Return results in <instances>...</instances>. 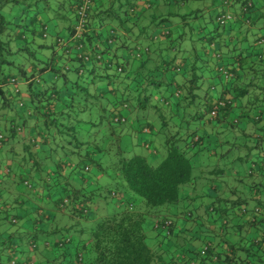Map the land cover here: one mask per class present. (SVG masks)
I'll return each mask as SVG.
<instances>
[{
	"label": "trees",
	"instance_id": "trees-1",
	"mask_svg": "<svg viewBox=\"0 0 264 264\" xmlns=\"http://www.w3.org/2000/svg\"><path fill=\"white\" fill-rule=\"evenodd\" d=\"M49 1L53 10L43 12ZM78 2L0 0V64L27 58V71H17L30 102L0 129L8 153L0 158V264H165L172 256L146 243L147 229L169 238L176 217L191 219L196 206L222 230L228 211L247 215L237 228L252 226L254 235L218 251L217 240L229 241L209 234L172 264L264 259V216L254 213L263 202L248 208L246 198L258 190L257 174L264 178V0H210L215 26L207 35L206 0H106L103 9L92 0L76 32ZM9 4L19 12L5 16ZM170 15L179 19L169 23ZM184 24L196 27L199 53L176 48ZM34 45L50 48L48 58L35 57ZM11 79L17 83L0 69L4 105ZM89 108L93 119L81 115ZM131 132L163 137L143 139L145 154L128 153L120 137ZM197 151L209 161L193 164Z\"/></svg>",
	"mask_w": 264,
	"mask_h": 264
},
{
	"label": "rangeland",
	"instance_id": "rangeland-1",
	"mask_svg": "<svg viewBox=\"0 0 264 264\" xmlns=\"http://www.w3.org/2000/svg\"><path fill=\"white\" fill-rule=\"evenodd\" d=\"M209 1L210 0H206L207 10L204 11V13H203L204 17L202 19V21H204V24H203L204 28L203 29H204V33H206V35L211 33V32H213L211 30L215 26L214 23H213L212 16H213V13H214L213 12L214 8L216 6H215V4L210 5ZM216 1H220V0H215V2ZM41 3H42V1H41ZM54 6H55V3L52 4L49 1L48 7L47 8L44 7L43 12L44 11L50 12V9L53 10ZM233 6H234V4L229 6V9L231 10L233 8ZM187 7H189V6H186V8H183V7L179 8V7H176L174 5H171V6H169V10L171 12H179V13H181V10L182 9L186 10V9H188ZM2 12H3V14L5 16H8L10 13L11 14L12 13L13 14H17L19 12V8L17 6H15V5L9 4V5H6L5 7H3ZM47 15H50V13H47ZM168 18H169V21H170L169 23H173V24L179 19V18L177 19V16H171V15ZM195 25H196V23H195ZM195 28L196 27H192V31H190L191 29H190L189 25L184 24V32L185 33L183 35V41H178L176 43V48L178 50L181 49L182 47H185L186 52H188L191 55H193L194 52L199 53L200 42L195 37V32H194ZM207 31H210V32L207 33ZM248 38L251 39V36L248 35ZM34 48H35L34 51H33L35 53L34 56L37 57V58H39V57L48 58V56L50 54V51H51L50 48H38L35 45H34ZM181 53L182 52H179V55ZM183 53H185V52L183 51ZM10 59H12L14 64L13 65H7V64L1 63L0 64V69H1V71H2V73L4 75L15 74L17 76V84L13 85L12 83H5V84L2 85V89L4 91V96L7 98L8 103H7V105H4L2 103L3 99L0 96V122L2 121V119L6 118L9 123H17L19 120H18L17 117H15V114L20 115V114L25 112V108L26 107L30 108L29 96L27 94L26 86H25L24 82L22 80H20V78H18L19 75H18L17 67L21 65L22 68L25 71H27V66L29 65V62H28L27 58H25L21 54L14 55ZM35 65H36V67H40L42 64L41 63H35ZM196 65L200 66L196 70L197 74H200L201 72L204 71V70L201 71V72L199 71V69H202L200 61H196ZM36 75L38 77H40V78H43V77H47L48 78V77H50V72H43V73L42 72L41 73L37 72L35 74V76ZM74 76L75 75H74V73L72 71H68L67 72V77L69 79H72ZM59 81H60V79L56 83L58 84ZM104 84L105 83H103L102 81H98V82H96L95 86H97L98 88L99 87L100 88L101 87L104 88L105 87ZM33 85L36 86L35 83ZM91 87H92V85L89 84V88L90 89H91ZM15 88L19 89V95L14 92ZM20 100L23 102V105H21V106L18 105ZM88 110L89 111L81 113V115L82 116H86V117L88 116L89 118H92V119L95 118L96 117L95 110L91 109V108H89ZM156 121H157L156 123L159 122L158 120H156ZM89 128H90V132H92L93 127H89ZM146 137H149L150 139L154 140V138L163 137V135H162L161 132L155 133L154 135H148V134L141 133V132H131L130 134L123 133L121 135V137H120V144L123 147V149H125V151H127L128 153L145 154L146 150L142 147V145L140 143ZM156 143L157 142L155 141V145H157ZM158 144H160V142ZM156 147H158V145ZM160 147H161V145H160ZM237 149H238V151H236V152L242 154L243 149L242 148H237ZM125 154H126V152H125ZM104 155H105V158L102 160L103 162H104V160H107L106 159L107 158L106 155H109V154L105 153ZM158 158H159V155H157L156 157H149V160L152 161V162H156ZM219 158H218V161L220 160ZM191 159H192V163L195 164V165H197V163L199 164L201 162L209 161V158H208V156L206 154V151H197V152H195L194 154H192V158ZM101 176H103V175H101ZM101 176L98 175L96 177V180H98L100 184L103 182L102 181L103 177H101ZM146 243L148 245H151V246L153 244V239L149 235L146 238ZM254 262H255L254 264H264V259L261 258L259 261L258 260H254Z\"/></svg>",
	"mask_w": 264,
	"mask_h": 264
},
{
	"label": "crops",
	"instance_id": "crops-1",
	"mask_svg": "<svg viewBox=\"0 0 264 264\" xmlns=\"http://www.w3.org/2000/svg\"><path fill=\"white\" fill-rule=\"evenodd\" d=\"M94 1H96L97 3L100 2V6L102 7V9L105 7L106 0H94ZM8 126H9L8 120L6 118L2 119V121L0 122V129L5 130ZM6 142L8 144L11 141L9 140V142L8 141ZM6 142L4 145L5 149H6ZM14 142L16 141L11 142L10 145L13 150H17L18 143L17 142L14 143ZM6 157H7L6 150L5 151L1 150L0 158H2V160H5ZM261 174L263 173L261 172L257 174L256 177L258 182H260L258 187H255L258 190L256 191L253 189L247 190L248 193L246 196V198H248L247 199L248 208L257 206L256 200H260L263 202V204L258 205L260 217L264 216V178L263 176H261ZM222 205L224 204L222 203L221 206ZM194 209L196 213L194 217H191V219H185L182 216L176 217L173 223L172 233L169 238H162L161 236H155L151 231V228L147 229L148 232L147 236L149 235L153 239L152 246L155 247V251L161 252V256H163V258H165L166 260H168L169 258L171 259L172 256L171 261L165 264H172L173 262L177 263V261H175V258L173 259V256L175 257V254L179 250L181 249L186 250L187 248L190 247H196L203 238L209 237V234L215 235L216 232L220 233L221 235L224 234V236L222 235L221 237L222 240L226 238V240L229 241L228 243L227 241L224 242L221 241L220 239V245H219L217 240L215 242V246L218 251L220 250L228 251L229 245L231 243L233 244L234 248L239 247L241 243L246 245L247 243L245 238L254 235V233H252V229H253L252 226L249 227L243 224V226L240 229L237 228V225L241 224L243 220L245 222V219H247V215L239 216L237 214L235 215L233 213H229L228 211L227 213L228 215L223 217L225 220V224H223L224 228L222 230V228H220L219 226V219L215 221L213 219H209L205 215V213L204 214L202 213V209L199 206H196ZM262 226H264V222ZM240 239L242 240L239 241ZM235 253L237 256L239 255L241 258H243L245 255L244 251L242 250L241 251L237 250L235 251ZM244 262H246V259L244 260ZM190 263L191 261L189 262L188 260L187 264Z\"/></svg>",
	"mask_w": 264,
	"mask_h": 264
},
{
	"label": "built area",
	"instance_id": "built-area-1",
	"mask_svg": "<svg viewBox=\"0 0 264 264\" xmlns=\"http://www.w3.org/2000/svg\"><path fill=\"white\" fill-rule=\"evenodd\" d=\"M92 0H79V2L74 6V12L76 14V23L74 24V30L76 32H78L79 30H81V28L83 27V24L85 22V16H86V12L87 9L90 5V2ZM229 18L228 14H224L220 17V22H222L223 20ZM12 81L13 85H16L17 83L15 81H13L12 79L10 80ZM18 105H20V102L18 103ZM259 209L257 207H254V213L258 212ZM168 222H166L167 224Z\"/></svg>",
	"mask_w": 264,
	"mask_h": 264
},
{
	"label": "clouds",
	"instance_id": "clouds-1",
	"mask_svg": "<svg viewBox=\"0 0 264 264\" xmlns=\"http://www.w3.org/2000/svg\"><path fill=\"white\" fill-rule=\"evenodd\" d=\"M259 209V208H258ZM259 212V211H258Z\"/></svg>",
	"mask_w": 264,
	"mask_h": 264
}]
</instances>
